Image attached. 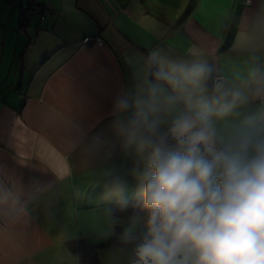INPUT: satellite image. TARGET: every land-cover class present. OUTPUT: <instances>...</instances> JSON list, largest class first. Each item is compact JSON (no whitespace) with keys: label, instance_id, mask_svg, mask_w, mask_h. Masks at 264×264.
I'll return each instance as SVG.
<instances>
[{"label":"crops","instance_id":"0c3cea01","mask_svg":"<svg viewBox=\"0 0 264 264\" xmlns=\"http://www.w3.org/2000/svg\"><path fill=\"white\" fill-rule=\"evenodd\" d=\"M39 1L52 14L22 27L30 1L0 0V264H82L66 246L78 240L98 264H128L133 216L111 205L136 200V157L114 102L156 51L246 93L222 124L264 129V0Z\"/></svg>","mask_w":264,"mask_h":264},{"label":"clouds","instance_id":"9594fccd","mask_svg":"<svg viewBox=\"0 0 264 264\" xmlns=\"http://www.w3.org/2000/svg\"><path fill=\"white\" fill-rule=\"evenodd\" d=\"M210 78L153 51L113 104L122 151L136 157L128 264H264V129L222 124L248 96Z\"/></svg>","mask_w":264,"mask_h":264},{"label":"trees","instance_id":"16d2710c","mask_svg":"<svg viewBox=\"0 0 264 264\" xmlns=\"http://www.w3.org/2000/svg\"><path fill=\"white\" fill-rule=\"evenodd\" d=\"M34 0H30V5L28 9L23 10L21 12V21L20 25L23 27L26 25V23L29 21L31 14V6ZM213 83L212 76L209 79V86L211 87ZM136 200L129 201V202H123L119 204H113L111 207L116 211L117 207H121V209L124 210L125 216H134L138 213V208L135 206ZM120 214L122 212L118 210ZM66 246L69 250L73 252V254L80 259L82 264H98V260L96 257V248L92 246L88 241L86 240H78V241H71L66 243Z\"/></svg>","mask_w":264,"mask_h":264},{"label":"built area","instance_id":"2783aa9c","mask_svg":"<svg viewBox=\"0 0 264 264\" xmlns=\"http://www.w3.org/2000/svg\"><path fill=\"white\" fill-rule=\"evenodd\" d=\"M11 5H19L20 0H7ZM30 1V0H29ZM52 8L51 6L39 1L34 0L31 6V12L32 14L37 18L39 22H44L46 18L52 14ZM82 43L87 46H92L95 44L101 43V39L96 36H86ZM221 77H217L216 81L220 80ZM215 81V80H214ZM257 104L261 107L262 113H264V91L260 93L258 98L256 99Z\"/></svg>","mask_w":264,"mask_h":264}]
</instances>
